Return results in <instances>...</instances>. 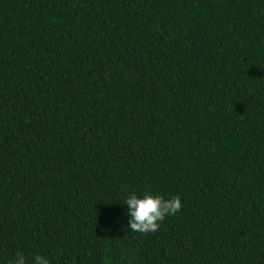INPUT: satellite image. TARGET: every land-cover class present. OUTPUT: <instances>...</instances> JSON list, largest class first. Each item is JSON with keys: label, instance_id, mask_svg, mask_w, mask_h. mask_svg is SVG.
Returning <instances> with one entry per match:
<instances>
[{"label": "trees", "instance_id": "trees-1", "mask_svg": "<svg viewBox=\"0 0 264 264\" xmlns=\"http://www.w3.org/2000/svg\"><path fill=\"white\" fill-rule=\"evenodd\" d=\"M179 197L153 233L122 203ZM264 264V0H0V264Z\"/></svg>", "mask_w": 264, "mask_h": 264}, {"label": "clouds", "instance_id": "clouds-1", "mask_svg": "<svg viewBox=\"0 0 264 264\" xmlns=\"http://www.w3.org/2000/svg\"><path fill=\"white\" fill-rule=\"evenodd\" d=\"M122 203L127 206L124 215L127 217L128 228L143 234L156 232L167 216L176 214L182 207L179 197L165 199L161 195L149 193L142 196L129 194ZM13 264L28 262L23 255L17 254ZM32 264H50V261L45 256L35 255Z\"/></svg>", "mask_w": 264, "mask_h": 264}]
</instances>
